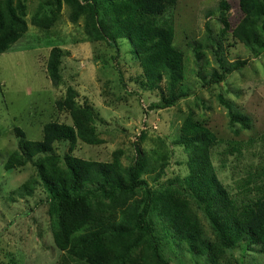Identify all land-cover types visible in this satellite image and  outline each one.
Segmentation results:
<instances>
[{"label":"trees","instance_id":"1","mask_svg":"<svg viewBox=\"0 0 264 264\" xmlns=\"http://www.w3.org/2000/svg\"><path fill=\"white\" fill-rule=\"evenodd\" d=\"M176 2L46 0L48 14L35 13L31 22L49 28L66 3L73 22L83 17L91 40L117 43L118 39H127L139 60L141 84L150 90L159 89L160 98L150 104L151 108H168L190 95L183 83L184 54L174 45L173 23L165 18ZM238 5L242 17L231 27L227 15L230 5L227 0H219L218 49L219 40L230 36L241 42L251 57H258L264 52V0H238ZM25 10L20 0H0V53L27 30ZM195 51L200 59L199 50ZM214 53L217 67L207 79L200 75L201 86L220 83L247 63V59L229 61L219 50ZM62 56V49L54 46L47 58L46 72L53 85L61 82ZM162 81L166 90L159 87ZM218 100L227 108L230 124L239 122L248 127V117L231 99L220 93ZM56 104L68 111L71 123L46 122L38 140L26 138L24 131L15 127L17 149L4 166L10 170L30 162L35 168L38 183L46 193L53 242L62 251L63 264H169L163 244L171 239L185 244L193 254H204L212 264L223 262L227 251L237 245L242 254L248 250L264 254V172L256 180H246L241 191H230L219 180L211 159L219 139L193 113L184 117L173 140L187 152L188 173L177 178V187L167 183L156 188L142 177L147 161L141 147L135 148L134 159L127 166L120 162V150L110 161L84 159L70 150L61 156L56 151L57 142H68L72 147L77 140L86 144L101 140L93 107L78 103L75 89L67 87ZM261 140L264 142V133ZM35 184L36 180L29 179L15 193L30 194ZM198 210L207 219L210 234ZM229 264H243V260L234 258Z\"/></svg>","mask_w":264,"mask_h":264},{"label":"rangeland","instance_id":"2","mask_svg":"<svg viewBox=\"0 0 264 264\" xmlns=\"http://www.w3.org/2000/svg\"><path fill=\"white\" fill-rule=\"evenodd\" d=\"M20 1L26 6L27 30L0 53V264H63L62 251L53 242L46 193L38 183L35 168L27 162L8 170L4 163L17 149L15 127L22 129L26 138L38 140L46 122L71 123L68 111L56 104L67 87L76 90L78 103L93 107L101 142L86 144L77 140L72 147L68 142H57L56 151L61 156L70 150L84 159L110 161L113 153L120 150V162L127 166L138 146L147 161V172L142 177L152 187L167 183L177 187V178L188 173V155L173 140L184 117L193 113L219 139L211 159L219 180L230 191H241L246 180H256L264 172V52L251 57L249 50L230 36L219 40L218 49L219 0H177L165 13L173 23L174 45L184 54L183 83L190 95L172 107L157 109L150 104L159 100V89L150 90L141 84L139 60L127 39H118L117 43L91 40L83 17L73 22L66 3L56 21L45 29L32 24L31 17L35 13L48 14L46 0ZM227 1L228 21L234 27L242 13L238 0ZM54 46L63 51L59 85H53L46 72L47 58ZM216 50L229 61L247 59V63L224 81L201 86L200 75L207 79L217 67ZM159 87L166 90L165 81ZM220 93L248 117V127L239 122L230 124L227 108L218 100ZM29 179L36 180L33 191L23 196L16 194L15 189ZM198 213L210 234L207 219L200 210ZM172 242L164 240L163 244L169 264H212L204 254H193L185 244ZM240 248L237 245L227 251L220 264L233 263L234 258H242L243 264H264V254L257 250L242 254Z\"/></svg>","mask_w":264,"mask_h":264}]
</instances>
